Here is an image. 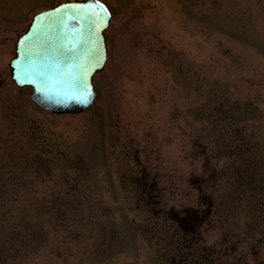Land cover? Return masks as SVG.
<instances>
[{"label": "rangeland", "instance_id": "rangeland-1", "mask_svg": "<svg viewBox=\"0 0 264 264\" xmlns=\"http://www.w3.org/2000/svg\"><path fill=\"white\" fill-rule=\"evenodd\" d=\"M60 1L0 0V264H180L183 210L218 223L205 246L263 250L264 211L246 198L264 171L240 187L249 154L229 139L260 141L264 126L226 110L236 93L264 98V0H101L113 18L95 100L57 115L9 62L35 12Z\"/></svg>", "mask_w": 264, "mask_h": 264}, {"label": "water", "instance_id": "water-1", "mask_svg": "<svg viewBox=\"0 0 264 264\" xmlns=\"http://www.w3.org/2000/svg\"><path fill=\"white\" fill-rule=\"evenodd\" d=\"M105 8L91 0L60 3L38 12L19 37L12 77L18 86L32 85V98L43 108L75 113L92 104L93 76L107 58Z\"/></svg>", "mask_w": 264, "mask_h": 264}, {"label": "flooded vegetation", "instance_id": "flooded-vegetation-1", "mask_svg": "<svg viewBox=\"0 0 264 264\" xmlns=\"http://www.w3.org/2000/svg\"><path fill=\"white\" fill-rule=\"evenodd\" d=\"M1 14L2 13H0V15ZM249 85L251 87L254 86V82L251 81ZM262 85L264 86V82ZM248 96L249 95L245 96V99H242L240 93L231 95L230 107L226 110V112L229 113L231 125L235 126L234 123L236 124L239 122V127H241L243 118H247L248 123L245 125L247 128H251V122L258 126H264V98L252 100L248 99ZM217 121H219V118ZM238 131L239 129L233 130V133L230 134L229 143L235 148L237 154H240V152H245L247 155L249 154L248 161L244 160L246 162L245 169H239L241 177L238 178L242 181L239 186L254 191L258 188V184L255 185L253 183L254 180L251 179L249 175L251 173H257L253 171L255 168L261 170V173L264 171L263 168L257 166L264 165V137L256 142L251 139H246L243 136H239L237 140ZM217 144L215 145L221 149L222 143L219 142ZM238 147L241 151H238ZM244 170L245 173H243ZM217 175V173L214 174V180ZM144 183L145 186L142 191L151 192L149 180ZM149 195L150 194H148V196ZM246 199L247 204L256 210L255 213L261 210L262 212L264 211V191H261V194H252V198L247 197ZM212 205L213 203L209 205L208 211L204 213L206 214L205 217H208L211 209L215 207ZM183 213L181 218L172 221L178 226L175 227V237L177 239H182L183 243L181 248L178 245L177 255L180 254V249H182L180 264H264V249H260V251H258L259 253H255V255L249 254V252L235 254L231 253L230 248L223 246L228 245L225 244L226 240L222 242L216 240L212 244H208L209 246H205L203 233L207 229H214L218 226V223L216 221L212 222L211 220L206 221V218V220H199V217L196 220H191L187 217L185 220V210H183ZM259 244L264 245V239ZM185 249L187 250L186 252ZM249 255H252V257L250 258ZM235 256L238 257L237 260L234 258ZM176 264L178 263L176 262Z\"/></svg>", "mask_w": 264, "mask_h": 264}, {"label": "snow or ice", "instance_id": "snow-or-ice-1", "mask_svg": "<svg viewBox=\"0 0 264 264\" xmlns=\"http://www.w3.org/2000/svg\"><path fill=\"white\" fill-rule=\"evenodd\" d=\"M104 11H107V9L105 8Z\"/></svg>", "mask_w": 264, "mask_h": 264}, {"label": "bare ground", "instance_id": "bare-ground-1", "mask_svg": "<svg viewBox=\"0 0 264 264\" xmlns=\"http://www.w3.org/2000/svg\"><path fill=\"white\" fill-rule=\"evenodd\" d=\"M11 72V71H10Z\"/></svg>", "mask_w": 264, "mask_h": 264}]
</instances>
